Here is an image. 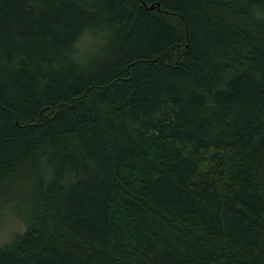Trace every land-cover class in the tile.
<instances>
[{"label": "trees", "instance_id": "trees-1", "mask_svg": "<svg viewBox=\"0 0 264 264\" xmlns=\"http://www.w3.org/2000/svg\"><path fill=\"white\" fill-rule=\"evenodd\" d=\"M0 214V264H264V0H0Z\"/></svg>", "mask_w": 264, "mask_h": 264}, {"label": "rangeland", "instance_id": "rangeland-1", "mask_svg": "<svg viewBox=\"0 0 264 264\" xmlns=\"http://www.w3.org/2000/svg\"><path fill=\"white\" fill-rule=\"evenodd\" d=\"M96 39V37L90 35L84 37L83 42H81V47H83L81 48L82 55H86L93 49V43L97 41ZM22 228V223L13 214H0V243L6 240L11 233L21 230Z\"/></svg>", "mask_w": 264, "mask_h": 264}]
</instances>
